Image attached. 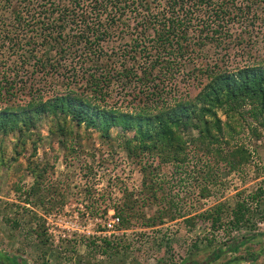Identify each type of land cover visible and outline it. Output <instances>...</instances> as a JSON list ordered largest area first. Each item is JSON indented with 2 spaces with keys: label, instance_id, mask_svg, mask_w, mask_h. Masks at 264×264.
<instances>
[{
  "label": "trees",
  "instance_id": "trees-1",
  "mask_svg": "<svg viewBox=\"0 0 264 264\" xmlns=\"http://www.w3.org/2000/svg\"><path fill=\"white\" fill-rule=\"evenodd\" d=\"M0 1L8 5L14 27L5 36L12 45L8 55L23 60L12 59L0 73V135L12 134L21 144L44 118L54 122L61 143L72 136V126L97 130L107 139L117 130L114 138L140 165L144 180L155 170L147 165L151 158L177 167L202 159L211 180L214 171L228 174L247 163L250 152L231 144L240 131L232 122L235 114L250 113L264 128V55L249 56L235 68H227L224 59L231 45L252 47V36L262 31L264 0ZM207 46L219 50L214 62L202 59ZM31 58L35 62L26 67ZM20 69L31 76L23 78ZM178 75L199 80L194 96L181 92ZM113 86L123 96L115 98ZM219 110L231 120L223 122ZM31 190L35 194L38 187ZM201 192L208 195V187ZM263 193L259 188L250 198ZM131 195L124 193V199ZM125 200L112 206L125 227L132 220L161 223L170 209L161 207L158 216L142 222L133 210L135 200ZM252 203L243 198L227 212L218 203L197 213L213 232L222 229L229 237L215 246L217 254L238 251L247 242L249 236L230 233L249 223L257 209ZM191 217L181 216L188 222ZM18 224L15 220L13 227ZM206 239L208 245L215 241ZM0 259L11 261L7 254Z\"/></svg>",
  "mask_w": 264,
  "mask_h": 264
},
{
  "label": "rangeland",
  "instance_id": "rangeland-1",
  "mask_svg": "<svg viewBox=\"0 0 264 264\" xmlns=\"http://www.w3.org/2000/svg\"><path fill=\"white\" fill-rule=\"evenodd\" d=\"M7 6L0 1V73L12 59L23 61L7 52L12 45L5 36L14 28ZM260 26L262 31L252 36V47L230 46L224 59L227 68L237 67L249 56L264 55V21ZM205 52L202 59L210 63L219 50L207 46ZM35 60L24 63L27 67ZM19 74L26 78L31 71L20 69ZM177 77L181 92L191 96L198 92V79L187 82ZM112 88L115 98L123 96L122 89ZM218 115L223 122L231 120L220 110ZM237 123L240 131L231 144L247 149L249 159L228 174L210 173L213 180L205 162L197 158L181 167L158 165L151 158L147 165L155 170L144 180L140 165L127 157L121 139L114 138L117 130L107 139L97 130L72 126V136L61 143L54 122L44 118L31 139L21 144L12 134L0 135V253L11 258L6 263L0 259V264H235L240 256L245 258L237 261L240 264H264V255L261 260L256 257L262 247L253 242L244 243L238 253L217 254L215 246L228 240V235L222 229L213 232L210 222L197 216L218 203H224L227 212L246 198L253 201L256 212L246 226L231 231V238L264 232V225H259L264 222V193L258 200L250 198L259 188L264 192V128L250 113L235 114L232 124ZM32 186L38 187L35 194ZM205 186L209 193L203 196ZM124 193H132L130 199L125 200ZM144 196L149 199L142 200ZM122 200L130 204L135 200L133 210L142 222L158 216L161 207L170 209L161 215V223L158 218L150 226L132 220L126 227L118 222L109 228L107 222L115 216L112 206ZM169 214L179 218L172 220ZM181 216L193 219L188 222ZM15 220L19 224L13 227ZM206 237L215 241L208 245Z\"/></svg>",
  "mask_w": 264,
  "mask_h": 264
},
{
  "label": "crops",
  "instance_id": "crops-1",
  "mask_svg": "<svg viewBox=\"0 0 264 264\" xmlns=\"http://www.w3.org/2000/svg\"><path fill=\"white\" fill-rule=\"evenodd\" d=\"M249 242H253V245H261L262 250L260 248V251H257L258 254L256 255V257H258V255H259L258 260H261L263 255H264V232H261L259 234H252L251 236L248 237L247 243H249ZM241 248H242V246L238 249V251H235V252L238 253ZM235 252H232V253H235ZM244 260H245V258H243V256L242 257L240 256L237 261L242 262ZM237 261L235 260V262H236L235 264H240Z\"/></svg>",
  "mask_w": 264,
  "mask_h": 264
},
{
  "label": "built area",
  "instance_id": "built-area-1",
  "mask_svg": "<svg viewBox=\"0 0 264 264\" xmlns=\"http://www.w3.org/2000/svg\"><path fill=\"white\" fill-rule=\"evenodd\" d=\"M118 222H119V218L116 215L114 216V214H112L111 219H109L107 222V226L109 228H112L114 225L118 224ZM259 225H264V222L260 223Z\"/></svg>",
  "mask_w": 264,
  "mask_h": 264
},
{
  "label": "flooded vegetation",
  "instance_id": "flooded-vegetation-1",
  "mask_svg": "<svg viewBox=\"0 0 264 264\" xmlns=\"http://www.w3.org/2000/svg\"><path fill=\"white\" fill-rule=\"evenodd\" d=\"M244 245V244H243ZM228 252H235V251H233V250H230V251H228ZM235 259H239V257L238 258H235ZM230 264V263H229Z\"/></svg>",
  "mask_w": 264,
  "mask_h": 264
}]
</instances>
